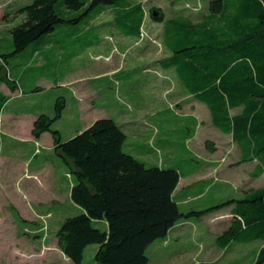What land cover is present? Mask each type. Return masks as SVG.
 I'll use <instances>...</instances> for the list:
<instances>
[{
  "label": "rangeland",
  "instance_id": "1",
  "mask_svg": "<svg viewBox=\"0 0 264 264\" xmlns=\"http://www.w3.org/2000/svg\"><path fill=\"white\" fill-rule=\"evenodd\" d=\"M127 1L142 4L147 12L138 41L122 38L108 26L99 30L92 27L110 22L109 11L75 26L74 31L80 33L76 42L67 35L68 27L62 25L50 34V46H44L45 36L44 42L30 44L15 58H8L7 66L0 63V79L8 75L18 85L17 93L7 98L0 112V264H71L55 251V239L66 219L83 213L70 200L75 176L48 147V133L40 140L28 138L33 121L39 115L52 116L60 97L65 99L66 109L51 128L60 133L62 142L96 120H113L126 135V154L146 167L179 172L174 200L182 213L204 211L264 189V175L253 179V166L238 164L236 146L229 137L212 129L206 107L195 102L175 74L158 63L168 52L161 43L162 24L153 22L148 11L154 8L163 13L164 19L183 16L196 23L207 15L209 0ZM31 2L0 0V56L12 51L9 31L23 22L18 10ZM86 24L91 35L84 37L81 34L87 30ZM96 36V44L84 49L87 37ZM48 48L52 52L46 54ZM40 50L43 55L32 58ZM57 51L59 56L55 55ZM73 53L79 56L73 59ZM42 57L44 66L40 67ZM71 77L77 81L60 86L59 82ZM38 87L43 90L35 91ZM85 89H90L92 98L79 103V96H88L81 94ZM197 108L205 114H199ZM14 116L21 118L15 124L21 138L10 134ZM215 145L218 155L211 158L208 146ZM230 218V207H223L201 218L180 220L176 226L186 221L188 224L147 248L148 264H253L259 242L231 244L226 250L218 247L216 240ZM93 225L105 229L102 222ZM47 246L54 249L49 260L38 257ZM97 248L86 247L82 264H96Z\"/></svg>",
  "mask_w": 264,
  "mask_h": 264
},
{
  "label": "trees",
  "instance_id": "2",
  "mask_svg": "<svg viewBox=\"0 0 264 264\" xmlns=\"http://www.w3.org/2000/svg\"><path fill=\"white\" fill-rule=\"evenodd\" d=\"M109 11L110 22L92 27L99 30L108 26L124 38L141 39L147 17L142 4L127 0H32L18 10L23 22L9 31L12 51L0 57L7 65L8 58H15L30 44L44 42L45 36L47 46L53 41L50 34L62 25L76 42L80 33L74 31L75 26ZM148 14L153 22L162 24L161 43L168 56L159 65L171 70L192 99L206 107L211 125L231 137L239 151L238 164L255 162L251 177L264 175V0H209L207 15L196 23L183 16L164 19L154 8ZM87 25L81 34L84 37L91 35ZM97 39L87 37L84 49ZM40 55L41 50L35 51L32 58ZM0 80L9 90H16L11 78ZM6 99L0 93V112ZM65 106L64 98H58L52 116L39 115L33 122L31 135L39 139L49 133L53 151L75 176L70 200L83 213L66 219L56 233L57 247L71 264H82L89 245L98 247L96 264H148L147 248L165 241L180 220L201 218L223 207H230L231 218L216 240L218 247L226 250L231 244L259 242L253 264H264V189L204 211L182 213L174 200L179 172L146 167L126 154V135L113 120H96L62 142L60 133L51 127ZM94 222L104 223L105 229L95 228Z\"/></svg>",
  "mask_w": 264,
  "mask_h": 264
},
{
  "label": "crops",
  "instance_id": "3",
  "mask_svg": "<svg viewBox=\"0 0 264 264\" xmlns=\"http://www.w3.org/2000/svg\"><path fill=\"white\" fill-rule=\"evenodd\" d=\"M122 37V36H121ZM123 38V37H122ZM138 41V40H137ZM49 51L50 52H52V48H48L46 51H45V53L46 54H48L49 53ZM55 55H57V56H59L60 55V51H57V52H55ZM77 56H75V57H73L72 56V58L73 59H75L76 57H78L79 56V54L77 53L76 54ZM36 58H37V56H35ZM36 60V59H35ZM43 60H44V58L42 57V59L40 60V61H42V62H40L39 64L41 65L40 67H42V66H44V64H43ZM0 63L3 65V66H7L4 62H3V60H1L0 61ZM103 76H107V75H103ZM6 77H9V78H11V76H6ZM100 77V76H99ZM108 77V76H107ZM77 78H73V77H71L70 79H65V80H63V81H61V82H59L60 83V86H69V85H71L74 81H77L76 80ZM12 80V79H11ZM12 81H14V80H12ZM15 83H16V81H14ZM58 86V85H57ZM17 90H18V85H17V83H16V90L15 91H11V90H9V88L4 84V83H1V89H0V93L2 94V95H4L6 98H8V97H10V96H15V94L17 93ZM41 90H43L41 87H38V88H36V90L35 91H41ZM82 92H81V94L82 93H85V94H87L88 96H86V97H80L79 96V103H83V100L82 99H84V100H86V99H88L89 101L91 100V98H92V95H90L92 92H89L90 91V89H85V90H81ZM58 99V98H57ZM56 99V100H57ZM8 100L9 99H6V103L8 102ZM65 100V99H64ZM56 102V101H55ZM5 103V104H6ZM65 105H66V101H65ZM83 105V104H82ZM176 105H177V103H176ZM5 106V105H4ZM85 109V107L84 106H82V109ZM65 109H66V106H65ZM65 109H64V111H65ZM63 111V112H64ZM197 111L199 112V114H205V112L204 111H202V109H200V108H197ZM209 113V112H208ZM63 114V113H62ZM88 115V114H87ZM84 116V115H83ZM9 117H11V116H9ZM209 119H210V116H209ZM21 120V118L20 117H17V116H14V117H12V122L11 121H9V122H11L12 124H14V125H10L9 126V130H10V134L13 136V137H20L21 138V135L18 133V131H17V128L15 127V124H17V123H19V121ZM36 120V119H35ZM34 120V121H35ZM33 121V122H34ZM210 122V125H211V121H209ZM94 123V122H93ZM33 124V123H32ZM92 124V123H91ZM211 127H212V129L214 128L212 125H211ZM31 129H32V127H31ZM215 129V128H214ZM44 134H47V133H44ZM44 134H42V135H44ZM49 134V133H48ZM189 134H191V132L189 131ZM222 134V133H221ZM42 135L40 136V138H39V140L42 138ZM50 135V134H49ZM221 136H226V137H229L230 138V141H231V137L229 136V135H224V134H222ZM28 138L30 139V138H33V136L31 135V131H30V137H29V135H28ZM34 139V138H33ZM218 139L219 140H221V138H219L218 137ZM38 140V139H37ZM232 142V141H231ZM233 144V143H232ZM37 145V147L39 146L38 144H36ZM235 145V144H234ZM236 146V145H235ZM48 147L49 148H52L53 149V140H52V137H51V135H50V141L48 142ZM216 148H218V146L217 145H215L214 147H212L211 146V152H212V154H210V157L211 158H215L217 155H218V151H216V150H214V149H216ZM237 148V147H236ZM238 150V149H237ZM239 152V151H238ZM210 158V159H211ZM212 160H214V159H212ZM239 161V160H238ZM248 164H250V165H252L253 166V169H254V167H255V162H251V163H248ZM252 173V172H251ZM250 173V174H251ZM263 176V175H262ZM188 179V178H187ZM180 182V181H179ZM179 185V184H178ZM194 185V184H193ZM193 185H191V186H189V187H192ZM197 185H203L202 183H198ZM188 188V187H187ZM187 188H186V190H187ZM186 224H188V221H186L185 223H182V224H180V225H177V226H175V227H173V229L169 232V234H171V232H175L177 229H179L180 227H182V226H185ZM55 246L57 247V240L55 239ZM46 250V252L45 253H43V251H45ZM53 250L54 249H52V246L51 247H48L47 246V248H44V250L38 255V257L40 256V257H42V258H44V259H47V260H49V258H50V256H52V254H51V252H53ZM56 252L58 251L59 252V254H61L63 257H65L62 253H61V251L58 249V247H57V250H55ZM48 252H50V253H48ZM43 259V260H44ZM66 259V261H68L69 263H71L67 258H65Z\"/></svg>",
  "mask_w": 264,
  "mask_h": 264
},
{
  "label": "water",
  "instance_id": "4",
  "mask_svg": "<svg viewBox=\"0 0 264 264\" xmlns=\"http://www.w3.org/2000/svg\"><path fill=\"white\" fill-rule=\"evenodd\" d=\"M153 17H157V13L156 12H153Z\"/></svg>",
  "mask_w": 264,
  "mask_h": 264
},
{
  "label": "built area",
  "instance_id": "5",
  "mask_svg": "<svg viewBox=\"0 0 264 264\" xmlns=\"http://www.w3.org/2000/svg\"><path fill=\"white\" fill-rule=\"evenodd\" d=\"M141 38H142V36H141Z\"/></svg>",
  "mask_w": 264,
  "mask_h": 264
}]
</instances>
